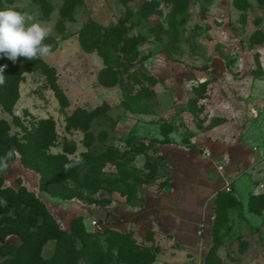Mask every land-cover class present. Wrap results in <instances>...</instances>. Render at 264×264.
<instances>
[{"label":"rangeland","instance_id":"rangeland-1","mask_svg":"<svg viewBox=\"0 0 264 264\" xmlns=\"http://www.w3.org/2000/svg\"><path fill=\"white\" fill-rule=\"evenodd\" d=\"M8 7L56 47L19 60L0 120L78 178L42 189L19 153L0 176L63 230L83 219L71 264H264V0H0Z\"/></svg>","mask_w":264,"mask_h":264},{"label":"trees","instance_id":"trees-1","mask_svg":"<svg viewBox=\"0 0 264 264\" xmlns=\"http://www.w3.org/2000/svg\"><path fill=\"white\" fill-rule=\"evenodd\" d=\"M97 28L96 25L86 27L82 37H85V33L90 35L91 29L96 31ZM114 30L116 31L113 28L107 29L106 34H111ZM44 42L51 46L53 44L52 50L55 49L56 42L52 38L47 37ZM22 58L18 57L15 63L7 57L0 58V66L7 65L3 73L5 82L1 85L0 103L9 95L7 87L15 77V69ZM108 71L109 68L102 72L103 78L106 77V72L109 73ZM112 74L116 77V73ZM114 80L118 79L115 78ZM116 84V81H114L110 85L114 86ZM9 130V125L0 120V157H5L9 152L12 153L7 165L14 162L16 153H19L24 166L33 167L34 170L40 173V187L42 189L49 188V185L53 186V183L74 182L78 178L76 164L73 166L71 163L72 166H68L64 157L46 155V152L43 151L44 148L38 146L40 140L30 141V143L23 146L18 140L8 135ZM37 133L42 137L45 131L40 129ZM3 170L4 168L0 169V173ZM3 183L4 180L0 176V257L3 258L0 264H62V259L68 258L64 254L70 247H72V252H70L68 263H74L83 253V251L78 250L76 241L82 238L83 235L88 234L83 226V219L78 217L72 220L70 230H63L47 210L45 204L33 192L27 190L24 186H20L17 191L10 187L3 188ZM47 184L49 185L47 186ZM57 188L59 187L57 186ZM50 189L53 190L54 188L50 187ZM2 199L7 201L5 207L1 206ZM10 211L11 215H2V213H9ZM9 235H16L21 241L20 245L16 246L6 241L5 237ZM48 241L55 242V249L53 256L46 259L43 258L41 250ZM128 244L129 240L127 236H124L123 250L127 249Z\"/></svg>","mask_w":264,"mask_h":264},{"label":"clouds","instance_id":"clouds-1","mask_svg":"<svg viewBox=\"0 0 264 264\" xmlns=\"http://www.w3.org/2000/svg\"><path fill=\"white\" fill-rule=\"evenodd\" d=\"M49 32L50 29L42 26L29 13L12 7L0 9V58L7 57L15 63L18 57L33 60L49 56L52 46L44 42ZM6 67L0 66V85L5 82L3 73ZM11 156L9 152L0 157V169L7 167Z\"/></svg>","mask_w":264,"mask_h":264},{"label":"built area","instance_id":"built-area-1","mask_svg":"<svg viewBox=\"0 0 264 264\" xmlns=\"http://www.w3.org/2000/svg\"><path fill=\"white\" fill-rule=\"evenodd\" d=\"M203 155H204L206 158H208V159H210V158L212 157V154H211V152H210L209 149H204V151H203ZM217 170H218L219 173H222V172L224 171V167H223V166H218V167H217ZM227 190H228V192L231 191L230 188H228ZM96 224H97L96 222L93 223L94 226H96Z\"/></svg>","mask_w":264,"mask_h":264}]
</instances>
